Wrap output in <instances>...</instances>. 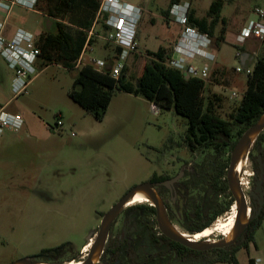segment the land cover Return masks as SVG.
<instances>
[{"label": "rangeland", "instance_id": "1", "mask_svg": "<svg viewBox=\"0 0 264 264\" xmlns=\"http://www.w3.org/2000/svg\"><path fill=\"white\" fill-rule=\"evenodd\" d=\"M120 1L148 8L141 24L142 50L156 52L161 46L173 47L171 42L183 29L168 19L163 20V12L170 7L171 0ZM214 1L179 0L176 5L193 7L199 17H205ZM255 7L264 8V0L227 3L223 10L227 19L226 43L220 47L213 44L220 66L208 63L211 71L204 97L206 102L214 100L216 111L226 119L242 100H234L232 94L242 98L248 87L247 75L236 72L237 67L244 66L237 58L236 36L253 17ZM3 18L0 16V20ZM15 22L23 23L31 32L47 28L46 19L18 8L11 15L10 23L15 25ZM103 24L99 21L96 26L100 34L94 38L92 56L108 59L114 50L100 39L107 35ZM247 51L255 54L256 60L264 57V43L254 40L247 45ZM39 61L27 91L16 96L12 88L15 71L0 54V111L21 119L18 128H4L0 135V264H12L43 250L58 248H62L61 264H68L69 258L90 238L95 239L103 217L132 189L172 161L182 159L197 165L202 162L201 156L192 157L188 151L183 140L186 119L174 111H161L156 116L146 100L117 92L105 119L99 122L69 97L74 73L56 65L41 68ZM147 62L146 53L139 50L128 61V75L136 81ZM59 115L64 123L60 128L57 127ZM254 145L252 157L240 173L241 179L248 182L247 197L255 186L254 174L259 175L254 159L260 153ZM202 193L191 191L190 195L198 201L203 197L206 202L213 201L206 190ZM214 202L225 208L229 199L222 194ZM139 205L143 204H129L123 212ZM183 205L171 206L172 224L177 231L191 237L182 227ZM229 207L218 220L236 216V206ZM127 222V214L123 213L112 235H120ZM254 231L250 249L237 253L239 264H253L254 259L264 258V220ZM212 239L220 241L223 236L215 234ZM151 250L146 241L145 255Z\"/></svg>", "mask_w": 264, "mask_h": 264}, {"label": "trees", "instance_id": "2", "mask_svg": "<svg viewBox=\"0 0 264 264\" xmlns=\"http://www.w3.org/2000/svg\"><path fill=\"white\" fill-rule=\"evenodd\" d=\"M101 1H38L36 11L46 15L53 24L52 30H46L37 36L36 46L40 50V66L47 68L56 65L73 72L74 80L69 97L99 122L105 119L117 92L140 97L148 103H156L161 111H174L186 119L185 144L191 154L204 157L199 166V174L194 173L188 185H192L194 189L199 187L201 191H203V185L204 188L206 185L208 194L213 199L211 202H206L202 198L198 204L192 202L185 212L184 226L189 228L191 220H196L195 225L198 229L195 233L201 232L211 227L228 212L229 206L234 205V199L226 181L230 164L229 154L243 134L264 114V57L256 60L251 75L247 76L248 87L243 98L228 119L218 114L214 100L208 99L206 102L204 93L208 80L188 78L184 73L170 67L169 61L173 54V47L170 49L160 47L156 52L146 51L148 62L136 81L128 75L126 65L118 79L112 77L111 69L121 53L120 48H115L113 56L105 59L106 68L103 71L89 63L76 68L85 48L88 32L95 23ZM232 1L215 0L205 17H199L197 11L190 8L188 25L201 33L209 34L213 44L220 47L226 43L227 34V19L223 15V10L227 3ZM177 2L179 0H171L170 7L163 12V17L167 19L170 9ZM105 20L106 18L103 19L102 29L108 34ZM98 34L100 31H95V35ZM94 38L90 40L91 46L94 44ZM237 49L244 51L243 47ZM214 97L217 98L216 95ZM263 145L264 132L257 138L254 145V149L264 156ZM222 194L227 195L229 199L228 206L225 208L218 207L214 202ZM141 208L143 207L135 206L129 211L138 213ZM260 219L264 220V213ZM156 235L157 233L151 234L152 245L150 246L154 247L159 242L160 248L155 246L156 250L152 251L151 257L145 259L144 264H239L237 253L242 250V247L233 246L197 252L163 235L159 238ZM61 249L44 250L42 254L58 253Z\"/></svg>", "mask_w": 264, "mask_h": 264}, {"label": "built area", "instance_id": "3", "mask_svg": "<svg viewBox=\"0 0 264 264\" xmlns=\"http://www.w3.org/2000/svg\"><path fill=\"white\" fill-rule=\"evenodd\" d=\"M39 0H0V11L9 15L15 7H24L29 11H35ZM190 7L185 5H174L170 9L171 19L182 27L181 35L173 47V54L169 61L170 67L184 73L188 77L208 80L211 68L208 63L215 61L213 53V40L207 33H201L198 29L188 25V14ZM141 8L123 3L120 0H102L95 23L88 32V39L77 67L85 63L93 65L96 69L103 71L106 68V61L93 57L94 49L90 40L95 35L96 26L99 21L105 20L108 34L101 36V40L111 44L114 48H120L121 53L112 67V77L119 78L124 70L127 60L132 54L139 51L138 30L142 19ZM4 25L0 24V54L7 61L8 66L15 71L13 80V91L17 95L25 93L36 76L40 50L36 46L35 36L25 31H19L15 37L8 41L3 37ZM249 40H259L264 43V8L255 7L253 17L240 30L236 36V45L244 47ZM242 51H237V58H241ZM203 61L198 64L197 61ZM205 61V63H204ZM253 69L237 67L236 72L251 75ZM234 100L242 99L238 94L233 93ZM151 111L159 116L161 108L156 103H150ZM21 124L19 116H13L0 111V135L4 128L15 129ZM62 117L59 115L57 127H63ZM92 245V244H91ZM89 245L84 249V255L91 248ZM253 264H264V258L258 257Z\"/></svg>", "mask_w": 264, "mask_h": 264}, {"label": "flooded vegetation", "instance_id": "4", "mask_svg": "<svg viewBox=\"0 0 264 264\" xmlns=\"http://www.w3.org/2000/svg\"><path fill=\"white\" fill-rule=\"evenodd\" d=\"M183 140L184 142H186L185 141L186 137H184ZM232 152L229 154L230 158ZM251 153L252 152H250L248 159L250 158ZM191 156L199 157L198 154H191ZM203 158L204 157H202V161ZM259 158H261V163L258 161ZM262 159H264L263 154H259V157L254 161L256 171L258 172L259 175H257L256 173L254 174L255 186L253 191H251L250 193V195L251 194L252 195L247 197L244 191L246 195L248 211L250 213L249 217L252 218V220L246 227L243 236L239 239L240 244L236 246V247H242V249H248V250L250 249L251 244L254 241V237H255L254 227L259 226L261 222L260 218L264 213V206H263L261 213L259 214L258 217H256L261 208V201H264V164L262 163ZM199 166L200 164L197 165L194 162L188 163L187 161L178 159L172 161V164L168 165L166 168L160 169L159 172H155L154 175L145 182L151 186V188H147V190L157 194V196L163 202L171 223H172L171 206H179L181 203L184 204L181 210L182 225H183L182 227L189 233V235H197L207 229L206 228L201 232L195 233V231L198 229V226L195 225L196 220H191V224H190L191 226H189V228H186L184 226L185 212L191 206L192 202H196L197 204L200 202V200L198 201L196 200V198L190 195L191 191H197V192L200 191L203 192L202 194H205V190L206 192H208V187H206V185L205 188L203 185V191H201L199 187L194 189L192 185H188V183L191 181L192 175L194 173H197V175L199 174V170H200ZM262 173H263V182L261 185V192L259 193L256 191V189L258 182H260L261 180ZM226 181H227V175H226ZM203 199L206 200L205 197H203ZM234 205L236 206L237 209L235 200H234ZM139 206L143 208H141L138 213L134 211H129L131 208L121 213L118 219L122 216L123 213H126L128 217V222L122 227L120 235L115 237L112 235V233H113L114 225L116 224L118 219L115 221V223L112 225V228L110 230L104 250L100 258L97 261H95L94 264H144L145 259L151 257L152 252L148 255H145L144 253L146 247V241H149L150 245H152L150 238L151 234L157 233L156 236L158 238L162 235V233L159 230V226L157 222V209L151 203L143 204ZM146 209H148V211ZM192 227H195L196 229ZM98 233L99 230L95 235V239L94 240L90 239V243L87 245L92 244L91 247L94 245L98 237ZM155 246L157 248H160L159 242H157ZM154 247H152L151 250L153 252L154 250H156V248ZM90 249L85 255L81 253H79L78 255H73L71 258H69V261L67 263L69 264L70 262H75L77 259H81V261L79 262H82V264H84L89 258ZM43 251H41L38 255L32 258H24V259H29L32 262H39L43 264L63 263V260L61 259V257H59L60 252L58 253L54 252L51 254L43 255L42 254Z\"/></svg>", "mask_w": 264, "mask_h": 264}, {"label": "water", "instance_id": "5", "mask_svg": "<svg viewBox=\"0 0 264 264\" xmlns=\"http://www.w3.org/2000/svg\"><path fill=\"white\" fill-rule=\"evenodd\" d=\"M188 77V76H187ZM189 78V77H188ZM264 132V114L258 120L256 124L250 127L240 138L236 144L230 158V165L227 170V182L229 191L236 202L237 214L235 224L231 235L228 239H222L216 242H210L208 240L194 241L191 238L185 237L183 233H180L175 229L171 221L169 220L167 211L161 199L154 192H150L147 188L151 186L147 183L139 185L132 189L127 195L117 203L104 217L99 228L98 237L94 245L90 249L89 258L84 264H94L97 261L106 245L112 225L121 215L123 210L127 207V204L135 197L139 192L144 193L149 198V201L157 209V222L159 230L163 236L169 240L178 243L190 250L197 252H208L216 249H226L232 246H238L240 244L239 239L243 236L246 227L251 222L252 218L249 217L248 206L246 201V195L243 188L239 175L237 174V167L243 158H248L251 148L256 142L257 138ZM261 163V158L258 160ZM263 168V166H262ZM263 182V173L261 180L257 184V192H261V185ZM252 195V194H251ZM250 195V196H251ZM264 206V201H261V208L256 217L259 216ZM91 239V238H90ZM90 239L88 243H90ZM12 264H43L39 262H32L29 259L18 260Z\"/></svg>", "mask_w": 264, "mask_h": 264}, {"label": "crops", "instance_id": "6", "mask_svg": "<svg viewBox=\"0 0 264 264\" xmlns=\"http://www.w3.org/2000/svg\"><path fill=\"white\" fill-rule=\"evenodd\" d=\"M16 8H18V9H20V10H22V11H25V12H30V13H32V14H35V15H37V16H39V17H41V18H44V19H46L47 20V25H46V30H52V27H53V24H52V22L50 21V20H48V18H47V16L46 15H44V14H42V13H40V12H38V11H29V10H27V9H25L24 7H15L13 10H12V12L9 14V15H6L5 13H3V12H1L0 11V16L2 17V16H4V18H3V20H0V24H3L4 25V31H3V37L5 38V39H7L8 41H10V40H12L14 37H15V35H16V33H18L19 31H25V32H28V33H30V34H33L34 36H35V40H37V36H39L40 34H42L43 32H45V31H41V30H34L33 32H31L26 26H24L23 25V23L21 24V25H17V23L15 22V25L14 24H12V23H10V20H11V15L14 13V11H15V9ZM139 8H141L142 9V11H143V14H142V19H141V22H140V24H139V30H138V42H139V50L141 51V54L143 53V54H145L146 53V51H151V50H148V49H145V50H142L141 49V24L144 22V19H145V13H147V10H148V8L147 7H139ZM190 8H193V7H190ZM198 15V14H197ZM164 19H166L165 17H163V20ZM167 19H168V22H174L172 19H171V17H170V15L167 17ZM250 19H252V17L251 18H249L248 20H247V22L250 20ZM174 24H176L177 26H180L179 24H177V23H175L174 22ZM24 26V27H23ZM181 27V26H180ZM28 29V30H27ZM181 32H182V30H181ZM181 32L177 35V37H174V40L171 42V43H173V47H174V45L177 43V41H178V39H179V37H180V35H181ZM238 35V34H237ZM254 40H249L248 41V43L243 47V49H244V51H242V56H241V58H239V60H240V62H241V64L242 65H244V67H247V68H250V66H254V64H255V60L256 59H254V56H255V54L254 55H252V54H250L248 51H247V45L249 44V43H251V42H253ZM161 47H166V46H161ZM113 48V50L115 49L114 47H112ZM153 52V51H152ZM140 53V52H139ZM214 53V52H213ZM111 54V53H110ZM108 55L109 57H112L113 56V53H112V55ZM137 54V53H136ZM136 54H132V56H134V55H136ZM132 56H130L129 57V59L132 57ZM101 59H103V58H101ZM129 59L127 60V62H126V66L128 67V61H129ZM103 60H105V59H103ZM212 64H215L214 66H220V65H218V63H217V57H216V55H215V61H213L212 62ZM223 67V66H222ZM224 68V67H223ZM62 117V116H61ZM88 243V242H87ZM87 243L86 244H84L82 247H81V249H80V251L79 252H76V254L75 255H78L79 253H81V254H84V249L85 248H87L89 245H87ZM256 248L258 249V247H257V245H256Z\"/></svg>", "mask_w": 264, "mask_h": 264}, {"label": "bare ground", "instance_id": "7", "mask_svg": "<svg viewBox=\"0 0 264 264\" xmlns=\"http://www.w3.org/2000/svg\"><path fill=\"white\" fill-rule=\"evenodd\" d=\"M247 165H248V158H243L241 160V162L239 163L238 167H237V174L239 175V179H240V182H241V187L243 188L244 191H245V189L248 188L247 187L248 182L245 179H241L240 173L242 172V170L245 169V167ZM150 203L151 202L149 201V198L147 197V195H145L142 192H139L127 204V207H128L129 204H150ZM235 219H236V216L234 215V216H231L228 219L218 220L214 225H212L211 227L207 228L203 232L197 234L196 236L193 235L191 237H187L185 234L184 235H185V237L191 238L194 241H200V240L206 239V240H208L210 242H216L213 239L210 240V238L213 235H215V234L222 235L224 239H228L229 236L232 233V230H233V227H234V224H235ZM71 264H82V262H74V263H71Z\"/></svg>", "mask_w": 264, "mask_h": 264}]
</instances>
